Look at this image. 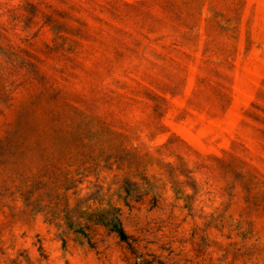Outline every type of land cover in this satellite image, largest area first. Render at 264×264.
<instances>
[{"label":"rangeland","instance_id":"374dc122","mask_svg":"<svg viewBox=\"0 0 264 264\" xmlns=\"http://www.w3.org/2000/svg\"><path fill=\"white\" fill-rule=\"evenodd\" d=\"M0 264H264V0H0Z\"/></svg>","mask_w":264,"mask_h":264},{"label":"trees","instance_id":"16d2710c","mask_svg":"<svg viewBox=\"0 0 264 264\" xmlns=\"http://www.w3.org/2000/svg\"><path fill=\"white\" fill-rule=\"evenodd\" d=\"M104 217L101 216V220L103 223H105L111 231L115 232L119 237H121L122 240L126 241L129 239V237L125 234L121 222L118 217V212L117 210H114L112 213L108 214L107 217L109 218L108 221L106 222Z\"/></svg>","mask_w":264,"mask_h":264}]
</instances>
